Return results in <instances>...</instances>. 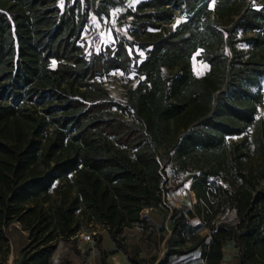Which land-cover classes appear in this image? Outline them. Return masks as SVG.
<instances>
[{"label":"trees","instance_id":"trees-1","mask_svg":"<svg viewBox=\"0 0 264 264\" xmlns=\"http://www.w3.org/2000/svg\"><path fill=\"white\" fill-rule=\"evenodd\" d=\"M127 0H0V258L4 228L29 233L20 264H50L56 238L100 225L130 264L124 230L160 210L168 167L190 171L191 209H172L164 258L264 264V0H141L129 39L87 55L80 45L89 15L98 21ZM183 18L169 29L176 16ZM244 44L248 50L240 47ZM143 52L144 57L136 53ZM208 67L193 74L195 54ZM111 72L138 80L126 101L101 79ZM254 127L250 143L228 142ZM251 144L254 167L244 161ZM74 195L44 207L57 181ZM232 212L233 223L216 221ZM196 220V226L188 222ZM201 231H206L201 235ZM100 251L95 264H106ZM152 259L149 264H155Z\"/></svg>","mask_w":264,"mask_h":264},{"label":"rangeland","instance_id":"rangeland-1","mask_svg":"<svg viewBox=\"0 0 264 264\" xmlns=\"http://www.w3.org/2000/svg\"><path fill=\"white\" fill-rule=\"evenodd\" d=\"M83 1V0H82ZM141 0H127L124 7L116 8L110 12L109 19H102L98 21L94 16L89 15L87 23L81 34L80 45L83 47L87 55L91 53H99L104 51L108 46L113 47L121 38L130 40L128 31L131 28L130 21L119 20V16L128 8H134L135 5ZM60 8L63 7L64 0H57ZM183 18L179 15L169 29H174ZM238 47L244 52L248 47L240 44ZM136 53L140 58L144 57V53L137 51ZM198 53L191 59V67L193 74L197 77L206 74L208 67L205 63L198 59ZM137 79L133 74L123 75L120 72H111L101 79L102 84L108 90L110 96L115 101L125 102L126 91L133 88L137 84ZM260 89L263 94V101L256 116V120L264 118V76L260 82ZM254 127L249 128L239 137H231L228 142L240 143L246 139L250 143L253 136ZM253 146L248 145L246 152H248V159L246 158L247 165L254 167L257 161L251 154ZM167 181L164 191V203L160 210L146 209L141 213L144 224L135 225L125 229L122 234L123 244L127 251L142 264H149L151 260L156 259L155 264L159 263L165 255L168 248V240L172 234L171 215L172 209L188 210L192 208L195 203V197L190 192L191 179H187L192 173L184 171L179 173L177 169H167ZM47 203L44 207L52 206L54 204L64 203L71 199L74 195V189L71 186V179H64L57 181L53 184L48 192ZM234 215L232 212H225L220 214L216 221L233 223ZM193 227L196 226V220L188 222ZM206 231H201V235ZM91 234V242H83L82 236ZM4 235L9 244L8 257L4 260L0 258V264H20L22 260L21 252L29 243V233L18 222H13L8 227L4 228ZM54 250L51 254L50 264H95L96 258L99 256L100 251L108 255L105 258L106 264H130L128 259L121 252H114V244L109 239L107 231L100 225L89 224L86 225L81 221L80 231L75 237L68 240L56 238L53 241ZM225 263L236 264L237 250L225 249L224 250ZM223 257V258H224ZM168 264H201L199 252L191 254L190 259L185 261V258L177 259L170 257Z\"/></svg>","mask_w":264,"mask_h":264},{"label":"built area","instance_id":"built-area-1","mask_svg":"<svg viewBox=\"0 0 264 264\" xmlns=\"http://www.w3.org/2000/svg\"><path fill=\"white\" fill-rule=\"evenodd\" d=\"M81 238H82V241L86 242V243L92 241V235L91 234L83 235Z\"/></svg>","mask_w":264,"mask_h":264},{"label":"crops","instance_id":"crops-1","mask_svg":"<svg viewBox=\"0 0 264 264\" xmlns=\"http://www.w3.org/2000/svg\"><path fill=\"white\" fill-rule=\"evenodd\" d=\"M225 263V257L223 258V261H222V264H224Z\"/></svg>","mask_w":264,"mask_h":264}]
</instances>
